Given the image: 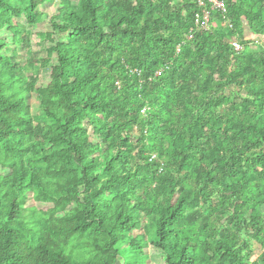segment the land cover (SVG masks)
Returning a JSON list of instances; mask_svg holds the SVG:
<instances>
[{
  "label": "trees",
  "instance_id": "16d2710c",
  "mask_svg": "<svg viewBox=\"0 0 264 264\" xmlns=\"http://www.w3.org/2000/svg\"><path fill=\"white\" fill-rule=\"evenodd\" d=\"M55 1L0 0V264H146L145 227L160 264H264V0L207 31L195 0H58L17 65Z\"/></svg>",
  "mask_w": 264,
  "mask_h": 264
},
{
  "label": "rangeland",
  "instance_id": "374dc122",
  "mask_svg": "<svg viewBox=\"0 0 264 264\" xmlns=\"http://www.w3.org/2000/svg\"><path fill=\"white\" fill-rule=\"evenodd\" d=\"M57 6H58V0H56L52 4H45L39 7L36 12L37 15L35 21L31 27L25 26L24 20H14L15 23L24 27V32L22 37H26L25 43H18V45L16 46V53L18 54V57L16 58L17 65L20 66L25 65L29 55H33L38 59L43 58L45 55L46 48L53 44L52 39L50 37L51 34L50 19L55 14ZM7 35L9 36L10 34ZM5 37L6 34L0 32V38L5 39ZM245 37L247 39H251L253 36L248 30H246ZM48 73H49V69H41L40 64L36 63L31 70L24 71V75L19 81V84L21 85L26 81H28L29 79L28 75L31 74V76L35 78L36 81L35 88L37 89L45 85ZM22 103L30 106V108H32L33 114L36 113L35 106L37 100L36 97L34 96V93H28L27 96L22 101ZM24 205H25V209L34 208L38 211H41L46 208L45 204H43L42 202L38 201L33 197H27L24 202ZM150 234H151L150 229L148 228L147 230L145 227L140 230L133 231L131 235L132 238L134 239L143 241L144 238L145 242H148L144 250L145 263L160 264L158 254L150 245V240H149ZM257 255L258 252H253L250 260L252 261L254 258H256Z\"/></svg>",
  "mask_w": 264,
  "mask_h": 264
},
{
  "label": "built area",
  "instance_id": "2783aa9c",
  "mask_svg": "<svg viewBox=\"0 0 264 264\" xmlns=\"http://www.w3.org/2000/svg\"><path fill=\"white\" fill-rule=\"evenodd\" d=\"M199 12L194 14V23L199 26L201 30L207 31L209 29L212 14L220 16L225 15L226 6L223 0H195ZM232 49L236 52L240 50V46L236 42L231 43Z\"/></svg>",
  "mask_w": 264,
  "mask_h": 264
}]
</instances>
